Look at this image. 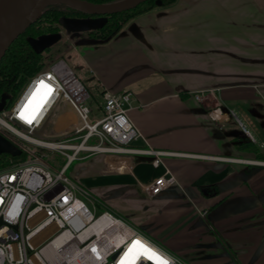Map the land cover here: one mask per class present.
<instances>
[{
    "label": "crops",
    "instance_id": "1",
    "mask_svg": "<svg viewBox=\"0 0 264 264\" xmlns=\"http://www.w3.org/2000/svg\"><path fill=\"white\" fill-rule=\"evenodd\" d=\"M131 22L136 24L134 34L118 37L120 39L116 41L117 47L112 48V51H126L119 54V57L134 55L136 52L135 61L131 63L135 67L131 68L130 81L145 77L138 70L148 66L157 69L151 72L155 76L157 73L164 72L165 75L167 71L176 69H195L205 72L206 75H185L191 77L190 82L194 84L192 90L185 88L183 84L187 79L172 80L174 87L180 88L177 91L168 88L169 83L161 79L156 84L141 87L137 92L131 89L130 84L121 81L114 82L111 89L104 86L101 91L130 94L129 106L125 107L126 115L143 140L142 146L137 147L196 156L163 155L159 158L160 166L157 168L151 165L154 156L149 154L102 156L101 159L88 163L86 169L95 166L110 168L113 172H102L98 176L125 178L105 180L99 184L98 190L105 191L118 185H136L140 191L139 183L149 184L165 171L175 177L177 186H208L239 171L247 164L242 160L258 159L257 154L264 156V151L259 152L258 144H251L256 148L255 153L252 149L249 150V146H243L244 140L240 137H228L221 132L224 128L225 131L233 129L232 126L220 125L225 117L217 121L213 119L215 117L212 112L213 118H210L206 115L208 112L204 105L196 104L191 96L182 100L178 94L181 89L190 91L192 95L194 92L212 88L219 101L230 105L238 100L258 98L257 92L251 88L255 87L264 98V0H177L172 7L150 11ZM141 48L147 52L137 53ZM147 56L151 59L155 56L156 60L150 61ZM97 64L93 66L98 72L106 69L104 65ZM128 68L130 66L125 70ZM59 110L65 112L69 118L66 126H73L76 119L69 106L63 104ZM57 119V122H61L63 115ZM55 124L60 126L59 123ZM145 168L152 176L143 183L137 179V172ZM250 185L255 188L253 191L262 188L264 166L253 177ZM253 191L241 187L231 195L256 194ZM139 195L145 201L133 204L139 205L142 211L145 208L153 212L149 221L155 216L162 217L178 212V219L172 220L176 229L184 225L191 226L195 212H206L221 197L207 196L200 198L195 205L188 206L178 205L180 200H152L151 195L141 191ZM122 202L131 203L128 200ZM172 225H167L165 229H155L154 237L165 243L176 242L178 238H174V234H166ZM216 225L220 230L241 228L223 233L224 240L236 246L248 245L253 249L264 240V215L259 210L243 214L233 221L217 222ZM253 255L246 257L247 264H264V249L251 261Z\"/></svg>",
    "mask_w": 264,
    "mask_h": 264
},
{
    "label": "built area",
    "instance_id": "2",
    "mask_svg": "<svg viewBox=\"0 0 264 264\" xmlns=\"http://www.w3.org/2000/svg\"><path fill=\"white\" fill-rule=\"evenodd\" d=\"M207 92L216 103L213 90L194 92L193 101L204 105L209 99L204 95ZM90 98L88 89L66 61L58 57L48 65L43 63L26 81L13 105L5 106L0 112V132L13 137H9L12 143L27 155V160L0 170V264H122L128 259L126 253L134 241H139L167 264H188L147 239L122 218L108 211L94 215L80 198L87 192L67 175V171L74 161L92 155L149 154L154 156L151 165L156 168L163 155H196L145 150L132 145L142 139V135L126 115L129 93L105 91L101 93V102L95 106L89 105ZM63 104L72 110L75 124L56 134L44 132L42 137L36 136L35 132L47 119L51 122ZM220 106L218 102L210 110V118H213L212 112L218 111L227 119ZM95 110L101 113L100 119L91 117ZM231 115L246 138L254 143V137L242 120L233 112ZM92 139L95 143L88 144ZM38 150L57 153L64 163L59 168L51 166L46 154ZM242 162L264 165L258 161ZM176 183L175 177L165 171L149 184L139 183L138 186L142 193L152 196ZM135 264L156 262L140 255Z\"/></svg>",
    "mask_w": 264,
    "mask_h": 264
},
{
    "label": "water",
    "instance_id": "3",
    "mask_svg": "<svg viewBox=\"0 0 264 264\" xmlns=\"http://www.w3.org/2000/svg\"><path fill=\"white\" fill-rule=\"evenodd\" d=\"M147 1L149 0H119L111 4H94L86 0H0V62L16 38L20 36L29 26L38 21L43 11L50 6L62 5L83 15H87V17H60L57 21L59 27L58 32L42 34L37 37H27L26 41L29 47L37 55L43 54L45 51L51 49L62 39H65L68 43L64 45L65 51H69L70 47L82 48L106 44L111 40V37H107L106 39H96L88 37V34L102 29L106 25L109 16L111 17L117 14L128 12L129 10L135 9ZM155 5L160 7L161 1L156 0ZM123 25V23L119 24V26ZM135 28L136 24L134 22H130L123 31H120L117 34L116 37L118 38L125 36L126 34H134ZM59 56L63 55L60 54ZM49 57L50 56H46L44 58L46 61L45 65H48L53 61V59H55ZM62 58L65 60L64 57ZM167 73L190 76L192 74L206 75L205 72L195 69H176L167 71ZM251 88H253L252 91L257 92L258 98L245 99L242 101L238 100L230 105H226L224 102L222 103L219 101L221 104L220 111L227 117V119L223 120L220 125L233 127V129H229L228 131H225L226 128L221 129L220 131L225 133V135L228 137H240L242 140H244V142L258 144L257 147L261 153L264 151V98L260 96L259 90L257 88ZM207 90L215 91L212 88H207L200 91ZM101 93L103 92L101 91L100 95ZM9 100L10 96L8 94L3 93L1 95L0 112L4 109L6 103ZM202 112L205 114L207 113L204 110H202ZM231 112L235 113V115L242 120L249 133H251L254 137V143L250 139L248 140L244 133H242L241 128L238 127V124L236 123L235 118L232 117ZM49 119H47L40 130L35 132L36 136L42 137L44 135L46 127L49 123ZM142 144V139L136 140L132 143V145L136 146H142ZM21 152V149H15L13 147L9 136L3 132H0V155L8 154L12 157H16L19 156ZM261 170H263V166L260 165H243L239 171L228 175L224 180L211 184L216 190L211 193L209 197L225 196L234 193L241 187L248 186L253 177H255V175ZM205 187L207 186H196L195 188H192L187 185H173L156 195H152V200H176L177 197L182 195L178 200L185 199L187 202L186 205L193 206L199 202L198 200L201 198L200 195H198L197 190L199 188ZM133 194L136 195L137 198L139 197L136 185H118L105 191L98 190L96 196L103 201H112L122 199V197L125 196V198L131 199L134 196ZM201 194L204 197L208 196L204 190L201 191ZM193 195H196L195 197H197L198 200L194 201ZM262 208H264V186L256 191V194L241 196L230 195L229 197L225 198L224 201H221L213 209H211L205 220L199 219V223L203 227H205L204 225L212 226L217 222L236 218L246 213L256 212V210H260ZM220 245L222 246L223 251L227 253L225 254L226 258L231 256L227 248L231 250L232 248L236 247L235 244H231L227 240L223 244L220 241L219 246ZM263 249L264 240L254 251L251 261L256 259Z\"/></svg>",
    "mask_w": 264,
    "mask_h": 264
},
{
    "label": "rangeland",
    "instance_id": "4",
    "mask_svg": "<svg viewBox=\"0 0 264 264\" xmlns=\"http://www.w3.org/2000/svg\"><path fill=\"white\" fill-rule=\"evenodd\" d=\"M117 41V40H116ZM116 41H109L106 44L103 45H97L92 47H82V48H72L70 47L69 51L64 50V45L68 44L65 39H62L57 45L53 46L51 49L45 51L42 54L43 62L46 61L44 58L46 56H50L49 58H57V57H64L66 60V63L68 67L73 71L76 78L83 83V85L88 89V91L91 94V98L89 100L90 106L98 105L101 102V89L102 87H107L108 89H111L112 84L115 85L114 82H126L127 84L131 85V89L135 92L139 91L141 87H146L147 85L156 84L162 80H165L169 83L168 88H174L173 90H179L180 88H175L174 84L172 83V80L182 79L186 80L183 84H185V88H188L190 90L193 89L194 84L190 82L191 77L185 76V75H179V74H167L168 76H163V74L157 73V75H153L151 72L152 70H157L153 66H148L144 69H140L138 71H142L141 74L145 77H141L140 79H137L136 81L131 80V68H134L131 63L132 61H135L136 52L134 55H128V56H122L119 57V54H123L126 51L124 50H115L112 51V48L117 47ZM111 51H110V50ZM85 50V52H84ZM102 50V51H101ZM147 50H144L141 48L139 52L137 53H145ZM113 53V54H112ZM118 53V54H115ZM63 56H59V55ZM115 54V55H114ZM147 59L152 61V59H155V56L150 58V56H147ZM156 60V59H155ZM99 64H97V62ZM123 63V66H122ZM104 65L106 69H104L103 72H98L93 65ZM131 64V65H130ZM152 64V62H151ZM127 66H130L127 70L125 68ZM124 67V68H123ZM175 69V68H171ZM158 72V71H157ZM149 74V75H148ZM134 81V82H132ZM26 83L22 86V88L17 92L16 95H14L6 104V106L9 108L13 105V103L17 100L21 92L23 91ZM208 94V96H207ZM193 95V93H192ZM192 95L191 98L193 97ZM206 97H208V101L205 102L204 108L209 113L210 110L216 106L219 102L217 96V101L215 103V100L212 99L211 93H205ZM203 105V104H202ZM128 107V106H127ZM207 113V114H208ZM63 115V119H61V122H57V118L61 117ZM95 119H100L102 117L101 113L99 111L95 110V115L91 116ZM69 121V118L65 114V112H61L60 110L56 111L54 116L51 119V122L48 123V126L46 127L45 133L48 135H52L54 133H59L62 131H65L67 129H70L71 126H66L65 123ZM55 123H59L60 126L56 125ZM64 124V125H63ZM71 125V124H70ZM4 134H6L4 131H2ZM9 136L8 134H6ZM10 138H13L9 136ZM44 139V138H41ZM54 141H58V138H53ZM19 144L21 143V140L18 138L14 139ZM48 140V139H45ZM52 140V139H51ZM95 140L92 139L89 141L88 144H94ZM251 143V142H250ZM252 144V143H251ZM258 148V147H257ZM42 154H46L47 162L51 166H55L56 168H59L63 163L64 159L62 157H59L57 153L55 155L51 152H46L45 150H38ZM25 154V152H24ZM102 158V155H92L86 159H82L79 161H74L71 166L69 167L67 171V175L71 177V179L79 186L83 187L85 191L87 192V195L84 197H80L86 206L90 209V211L94 215H99L102 212L108 211L123 220H125L131 227L137 228L147 239L152 240L153 242H156L161 246L164 250H167L168 252L172 253L175 256H178L180 259L182 258L184 261H186L188 264H247L246 263V257L252 256L253 252L257 248H250L251 246H244L241 250L242 254H235L234 252H231V256L226 258L227 253H225L222 249V246L220 244V241L222 244L226 242L223 237V231L219 230L215 225L209 226V225H200V220H205L206 215L202 212L194 214L195 219L193 220L191 226L186 227L181 226L180 228L176 229L174 225H172V220H176L179 217V213H171V214H165L162 217L155 216L153 220L149 221V218L151 215H153V212L150 210L147 211L145 208L142 211V208L138 205L136 206L135 203H141L145 201V199L139 197L137 198L136 195H134L131 199L122 197L123 200H128L129 202H122V201H103L100 198L96 196V193L99 188V184L106 181H114L118 179H124L125 177H103L98 176V174H103L113 172V169H106V168H100V166L91 167V169H86V165L88 163L97 161ZM27 160V155L25 154L24 161ZM251 162H262L264 161L254 159L250 160ZM15 163V162H14ZM13 164V163H12ZM11 165V163H10ZM250 165V164H246ZM257 165V164H255ZM251 165V166H255ZM264 166V165H260ZM138 180L145 183L150 178L151 173L148 169H142L141 171L137 172ZM138 189V188H137ZM138 193L140 194V191L138 190ZM135 200V201H134ZM147 202V201H146ZM146 210V212H145ZM236 218L227 219L226 221H233L236 220ZM222 221V222H226ZM221 222V223H222ZM220 223V222H218ZM235 224V223H234ZM167 225H172L173 227L170 228V230L166 231V234H174V238H178L175 241L176 242H164L158 239L157 237H154L153 231L155 229L161 228L165 229ZM199 227V228H198ZM236 229H241L237 227H230L229 232H233ZM220 231V232H219ZM227 231V232H228ZM171 239V238H170ZM172 241V239L170 240ZM239 249V248H238ZM235 258V259H234Z\"/></svg>",
    "mask_w": 264,
    "mask_h": 264
},
{
    "label": "trees",
    "instance_id": "5",
    "mask_svg": "<svg viewBox=\"0 0 264 264\" xmlns=\"http://www.w3.org/2000/svg\"><path fill=\"white\" fill-rule=\"evenodd\" d=\"M94 4H111L119 0H86ZM163 4H172L175 0H162ZM153 2L149 1L140 5L129 13H121L108 18L106 25L97 33L102 34L103 37L111 35L115 28L118 27L117 18L122 20L128 19L130 16H137L144 14L153 8ZM47 11V13H46ZM42 16L34 24L29 26L16 40L11 44L9 50L3 56L0 62V97L3 93L10 96V99L17 94L26 81L34 76L43 66L42 54H35L29 47L26 38L37 37L42 34H49L57 30V21L60 17H68L71 14H78L77 11L64 7L62 5H53L47 8ZM179 96L182 100L189 98V91H180ZM7 105V104H6ZM15 149L19 147L12 143ZM244 147L253 150L256 153L250 142H244ZM243 148V147H242ZM258 159L263 160L261 154L256 155ZM25 154L22 151L19 156L12 157L8 154L0 155V170L6 168L10 163H18L24 161Z\"/></svg>",
    "mask_w": 264,
    "mask_h": 264
},
{
    "label": "flooded vegetation",
    "instance_id": "6",
    "mask_svg": "<svg viewBox=\"0 0 264 264\" xmlns=\"http://www.w3.org/2000/svg\"><path fill=\"white\" fill-rule=\"evenodd\" d=\"M149 1H152L153 2V8L152 9H150V10H148V11H145L144 12V14H141V15H137V16H130L128 19H126V20H122V19H120L119 17H114V18H117V24H118V27L117 28H115L114 29V31L111 33V35H109V36H106V37H103V35L102 34H99V33H97L98 31H96V32H92V33H89L88 34V37H90V38H96V39H106L107 37H111V40L110 41H116V40H119L120 38H117L116 36H117V34L120 32V31H123L124 30V28L131 22V21H133L134 19H136V18H138V17H140V16H145V14H147L148 12H150V11H153V10H159L160 8L162 9V8H169V7H172L174 4H175V2L177 1V0H175V2L174 3H172V4H163V2H162V0H160L161 1V5H160V7H158V6H156L155 5V2H156V0H149ZM149 1H147V2H149ZM144 3H146V2H144ZM141 5H143V4H141ZM140 6V5H139ZM138 6V7H139ZM137 8V7H136ZM135 8V9H136ZM47 10V8L44 10V11H46ZM132 10H134V9H132ZM43 11V12H44ZM129 11H131V10H129ZM129 11L128 12H125V13H129ZM46 13H47V11H46ZM43 14V13H42ZM42 14H41V16H42ZM117 15H119V14H117ZM40 16V17H41ZM62 17H65V16H62ZM68 17H71V18H85V17H87V15H83V14H81V13H79L78 12V14H71V15H69ZM110 17V16H109ZM108 17V18H109ZM111 17H113V16H111ZM110 17V20L112 19ZM108 22V21H107ZM120 23H123L124 25L123 26H119V24ZM59 31V27H58V24H57V30L56 31H52L51 33H55V32H58ZM161 74H163V76H168L167 74L168 73H166L165 75H164V72H162ZM179 75H182V74H179ZM180 91H185V90H183V89H181ZM179 91V92H180ZM189 93H190V91H189ZM179 94V93H178ZM180 97V96H179ZM206 110V109H205ZM264 186V185H263ZM262 186V187H263ZM250 191H253L252 189H255L254 187L252 188V186L249 184L248 186H246ZM257 187V186H256ZM202 190H204L205 191V193H206V195H208V196H210L211 195V193H213L216 189H215V187L213 186V185H208L207 187H205V188H199L197 191V193H198V195H200V197L201 198H204V196L201 194V191ZM257 191V190H256ZM256 191H253V192H256ZM232 194V193H231ZM231 194H228V195H225V196H221L219 199H218V201L214 204V205H212L206 212H205V215L207 216L208 215V213L211 211V209H213L218 203H220L221 201H224L225 200V198H227V197H229ZM182 195H180L179 197H177L176 198V200H178L180 197H181ZM196 195H193V199H194V201L195 200H198V198L197 197H195ZM186 201H185V199H180V202H179V204L178 205H186ZM259 211H261L262 212V214L264 215V208H262V209H260ZM254 217V216H253ZM252 218V217H251ZM216 227H217V225H216V223L214 224ZM228 229L230 230V228H226V230H224L223 232H224V234L228 231ZM220 230V229H219ZM220 232V231H219ZM229 232V231H228ZM263 239H264V235H263V237H262ZM226 241V240H225ZM242 247H244L243 245L241 246L240 244L238 245V247L236 246L235 248H232L231 249V251L232 252H234L235 254H239V255H241L242 254V251L243 250H241L242 249ZM239 248V249H238ZM227 250H228V252L231 254V252H230V249H228L227 248ZM252 254H254V253H252Z\"/></svg>",
    "mask_w": 264,
    "mask_h": 264
},
{
    "label": "snow or ice",
    "instance_id": "7",
    "mask_svg": "<svg viewBox=\"0 0 264 264\" xmlns=\"http://www.w3.org/2000/svg\"><path fill=\"white\" fill-rule=\"evenodd\" d=\"M140 255H144L148 259L154 260L156 264H167L166 261L162 260L156 253L152 252L150 249H147L139 241L133 242V245L129 248L128 253H126V257H128V259L122 261V264H135Z\"/></svg>",
    "mask_w": 264,
    "mask_h": 264
},
{
    "label": "bare ground",
    "instance_id": "8",
    "mask_svg": "<svg viewBox=\"0 0 264 264\" xmlns=\"http://www.w3.org/2000/svg\"><path fill=\"white\" fill-rule=\"evenodd\" d=\"M33 100V96L31 97L30 101L31 102ZM213 116L216 118V119H222V116L217 112H213Z\"/></svg>",
    "mask_w": 264,
    "mask_h": 264
}]
</instances>
